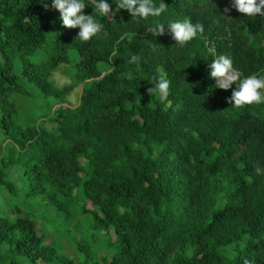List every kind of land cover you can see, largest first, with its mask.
Returning a JSON list of instances; mask_svg holds the SVG:
<instances>
[{
	"label": "trees",
	"instance_id": "16d2710c",
	"mask_svg": "<svg viewBox=\"0 0 264 264\" xmlns=\"http://www.w3.org/2000/svg\"><path fill=\"white\" fill-rule=\"evenodd\" d=\"M45 2L47 9L39 0H0V135L19 149L0 167V248L9 260L83 264L47 243L49 226L22 216V200L80 224L83 254L98 255L95 242L102 251L104 241L101 264H264V103L233 106L227 98L236 83L215 87L208 68L225 55L240 78L262 77L264 15L225 12L229 0H163L159 17L140 19L109 0L113 14L96 16L101 30L81 41ZM89 4L83 11L94 14ZM185 17L203 32L165 59L161 74L148 64L149 50L172 37L167 26L156 37L146 30ZM70 55L80 75L57 88L51 70ZM17 60L46 98L62 99L83 82L79 104L57 108L51 129L16 121L11 96L25 92ZM158 76L169 81L163 102L148 92ZM5 194L16 218L4 213ZM7 260L0 253V264Z\"/></svg>",
	"mask_w": 264,
	"mask_h": 264
},
{
	"label": "rangeland",
	"instance_id": "374dc122",
	"mask_svg": "<svg viewBox=\"0 0 264 264\" xmlns=\"http://www.w3.org/2000/svg\"><path fill=\"white\" fill-rule=\"evenodd\" d=\"M113 14V11L110 12ZM181 45L175 43L173 39L169 41H164L159 38L154 45L149 50V61L148 64L152 66H157V70L165 75L164 64L162 63L165 59L170 56L178 54ZM104 73L108 72V67L106 65L102 66ZM15 72L18 73L21 78L19 83L24 93H18L11 96V99L16 102L17 106V123L26 128L28 126L32 128L45 127L51 129L54 125L49 118L54 114L57 108L63 107H75L80 102L81 91L83 87V82L76 85L70 92H68L62 99L46 98L39 91V89L27 79L21 75V65L20 61L16 62ZM80 75L79 69L77 67V62L73 55L69 56L68 61L60 62L55 69L51 70L50 79L57 88H62L66 84L72 83L77 76ZM264 77V71L262 73ZM169 91V90H168ZM170 105L168 102L167 106ZM0 167L6 164L7 157L15 156L18 154V147L14 144H10L4 135H0ZM212 179L207 178L204 181V186L202 192L209 194L212 188ZM62 186L68 191L71 185H63L58 183V186ZM80 195L78 187H73V194ZM80 193V194H79ZM83 199V198H82ZM11 195L5 194L3 200L4 213L9 218H16L19 214L14 209V201ZM19 202V201H17ZM89 202H92L89 200ZM225 202L224 196H221L219 206H222ZM20 207L23 209L22 216L35 220L37 225L45 229L48 227V237L47 243L54 245L59 251L74 257H78L83 264H101L100 256H103L107 250L104 241L102 242L103 250L99 251L100 243L95 242L99 247H94L96 253L83 254V251H87L85 245H83V238L81 235L80 224L68 221L67 219L61 218L54 210L52 206H29L26 202L20 200ZM97 210L98 206H94ZM131 219L133 216H130ZM103 235V232L101 233ZM83 248V250H81ZM228 251L234 252L231 249ZM0 253L8 258L6 264H27L20 257H16L18 260L16 263L9 260V252L7 247L4 246L0 248ZM168 264V263H163Z\"/></svg>",
	"mask_w": 264,
	"mask_h": 264
},
{
	"label": "clouds",
	"instance_id": "9594fccd",
	"mask_svg": "<svg viewBox=\"0 0 264 264\" xmlns=\"http://www.w3.org/2000/svg\"><path fill=\"white\" fill-rule=\"evenodd\" d=\"M39 2L45 9L49 7V3L45 0H39ZM112 3L116 6L114 11L127 10L132 18L159 17L165 10L163 0L159 5H156L153 0H112ZM86 4L89 3L85 0H50V6L59 12L61 25L65 28H78L76 39L81 41L89 40L101 30L102 25L95 18L96 16L109 17L110 12L113 11L109 0H92L89 5L93 8L94 14H85L83 9ZM231 9L246 16L264 15V0H229L225 12ZM165 26L175 43L181 46L195 37L198 32H203V26L200 23L193 24L187 17L182 20H170L167 23H155L146 31L155 37L164 35ZM136 60L137 57L133 55L127 62L134 63ZM208 68L209 76L214 78L215 87L227 90L232 88L233 82L236 83L231 96L227 98L233 106L264 103V77L251 74L240 78L233 69L232 60L225 55L213 58ZM121 75L129 80L133 78L130 72H124ZM150 83L153 87H150L148 92L150 94L154 91L158 92L159 100L165 101L168 96L169 81L163 76H158ZM257 171L259 172L260 169ZM244 264H249V261L245 260Z\"/></svg>",
	"mask_w": 264,
	"mask_h": 264
}]
</instances>
